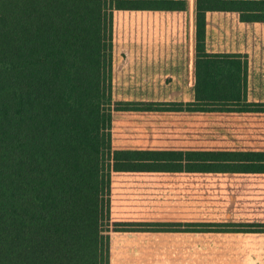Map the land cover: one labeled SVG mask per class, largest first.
Returning a JSON list of instances; mask_svg holds the SVG:
<instances>
[{
    "label": "trees",
    "instance_id": "1",
    "mask_svg": "<svg viewBox=\"0 0 264 264\" xmlns=\"http://www.w3.org/2000/svg\"><path fill=\"white\" fill-rule=\"evenodd\" d=\"M187 3L0 0V264H112L113 232L175 228L114 220V172H264V147L207 148L194 137L190 148H141L146 133L115 144L118 112H167L172 120L194 113L195 131L204 127L198 113L264 115V100L248 97L250 53L207 48L209 12L264 22V0H196L192 99H133L122 92L126 59L144 52L128 20L137 22L138 11H184ZM129 45L138 52L127 48L117 58V48ZM141 121L154 127L151 137L171 132L169 123ZM209 225V231L237 229Z\"/></svg>",
    "mask_w": 264,
    "mask_h": 264
},
{
    "label": "crops",
    "instance_id": "2",
    "mask_svg": "<svg viewBox=\"0 0 264 264\" xmlns=\"http://www.w3.org/2000/svg\"><path fill=\"white\" fill-rule=\"evenodd\" d=\"M187 2L184 11H138L135 12L137 22L128 20L129 26H137L136 38L144 52L130 54L123 65L125 78L118 86L123 93L129 94L126 97L193 98L196 0ZM162 45L169 51H162ZM207 48L210 51H248L251 59L248 97L264 100V22H242L237 12L211 11L207 17ZM194 117V113L177 114L175 120L154 121V124L169 123L171 132L159 131L153 137L151 133H142L139 147L190 148L197 141L194 137H199ZM140 201L143 206L136 208ZM221 201L222 210H213ZM136 209L140 214H134ZM112 217L124 221L172 222L175 227L171 230L116 231L123 236L144 234L146 236L140 238L148 239L144 243L124 245L123 252L264 253V231H251L258 224L264 225V172H114ZM209 223H222V228L237 229L209 231ZM208 235L222 237V246L195 243L196 239ZM156 238L165 241L158 242ZM254 262L252 258L242 257L227 260L228 264Z\"/></svg>",
    "mask_w": 264,
    "mask_h": 264
},
{
    "label": "rangeland",
    "instance_id": "3",
    "mask_svg": "<svg viewBox=\"0 0 264 264\" xmlns=\"http://www.w3.org/2000/svg\"><path fill=\"white\" fill-rule=\"evenodd\" d=\"M128 20V19H127ZM138 52L137 45L120 46L117 48V58H122L126 53ZM119 96V93H117ZM123 96V94H121ZM129 96V94L127 95ZM162 115V114H161ZM156 113H128L118 112L115 115V144L116 146L126 145L124 140H128L136 133H148L154 129V121H160L163 118L173 119L167 114ZM199 121H204L200 131H195L201 136L198 137L197 145L207 148H238V147H264V115L262 114H198ZM145 119L153 128L145 126L142 123ZM144 127V129H137ZM148 178H145L147 180ZM212 179V178H211ZM219 180L220 178H215ZM153 180H155L153 178ZM143 202L136 203L137 206H143ZM129 205V204H128ZM207 205V204H205ZM217 209L222 210V201L217 206ZM139 209H136L134 214H140ZM112 238V264H228L227 260L235 259V257H242L245 260L253 259V264H262L264 260V253H239V254H226L222 251L215 250L211 252H123V246L129 244H140L148 241V239L140 238L146 236L140 234L137 236H123V234L113 233ZM156 241L164 242L165 240L156 238ZM196 244H210L216 248L222 246V237L208 235V237L196 239ZM260 261V263L258 262ZM234 262V261H233ZM258 262V263H257ZM236 263V261L234 262ZM251 264V263H250ZM264 264V263H263Z\"/></svg>",
    "mask_w": 264,
    "mask_h": 264
}]
</instances>
